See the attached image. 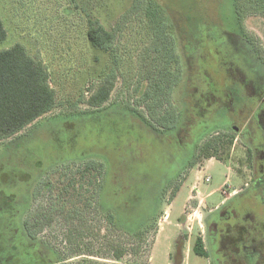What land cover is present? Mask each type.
<instances>
[{
    "label": "rangeland",
    "instance_id": "374dc122",
    "mask_svg": "<svg viewBox=\"0 0 264 264\" xmlns=\"http://www.w3.org/2000/svg\"><path fill=\"white\" fill-rule=\"evenodd\" d=\"M146 2L0 0V50L24 45L57 95L0 141V264H264V0ZM93 22L114 47L91 45ZM158 73L176 79L155 111Z\"/></svg>",
    "mask_w": 264,
    "mask_h": 264
},
{
    "label": "trees",
    "instance_id": "16d2710c",
    "mask_svg": "<svg viewBox=\"0 0 264 264\" xmlns=\"http://www.w3.org/2000/svg\"><path fill=\"white\" fill-rule=\"evenodd\" d=\"M147 2L149 4L151 0H147ZM147 2L143 4L146 5ZM146 15L149 21L150 14L146 13ZM149 27L152 32L159 31V25L154 28L150 24ZM6 38L7 32L3 21L0 19V42L5 41ZM87 38L93 47L102 49L114 47L116 45L115 41L118 40L115 32L107 30L97 22L91 23L87 31ZM170 48L171 52H174V47L171 46ZM152 54H157V51H152ZM153 62L156 64L162 63V61H158L157 59H154ZM158 75V78L166 77L167 79L166 83H161L157 86L155 108H153L155 111L158 108L165 107L169 102L167 96L168 81L171 78L172 80L170 79V81L174 83V79H176V76L172 74L168 76V74L158 73ZM114 79L110 78L108 81H105L103 86L93 94L88 103L101 106L108 102L113 86L106 83ZM51 83L48 68L43 62L34 59L24 45L16 44L10 49L0 50V141L7 140L20 133L57 107V95ZM146 96L144 102L147 100ZM152 99L148 97V101ZM232 140H230V145L233 144ZM223 141L221 137L216 142H207L204 146V151L213 150L216 153L219 152V148L223 146ZM216 153L214 154L215 156H217ZM101 175L97 174L93 176L102 179ZM138 233V236L141 237L142 232ZM194 250L195 254L199 257H209L202 238H197Z\"/></svg>",
    "mask_w": 264,
    "mask_h": 264
},
{
    "label": "flooded vegetation",
    "instance_id": "af4514ba",
    "mask_svg": "<svg viewBox=\"0 0 264 264\" xmlns=\"http://www.w3.org/2000/svg\"><path fill=\"white\" fill-rule=\"evenodd\" d=\"M258 168L262 173H264V157H262V161L260 162V164L258 163ZM231 231H232V227L230 226V224L225 225L224 230H222V233H219V234L218 232H214V229H212V232H211V228H210V233L208 232L210 258L212 256L216 257V255L219 256V254H223V256L225 257L226 256L225 251L231 248L232 245L234 246L235 240L231 238ZM211 252L213 255L211 254ZM226 263L232 264L229 259L228 261L227 260L219 261V263L218 261H215L214 264H226Z\"/></svg>",
    "mask_w": 264,
    "mask_h": 264
},
{
    "label": "built area",
    "instance_id": "2783aa9c",
    "mask_svg": "<svg viewBox=\"0 0 264 264\" xmlns=\"http://www.w3.org/2000/svg\"><path fill=\"white\" fill-rule=\"evenodd\" d=\"M208 180H210V179H208Z\"/></svg>",
    "mask_w": 264,
    "mask_h": 264
}]
</instances>
